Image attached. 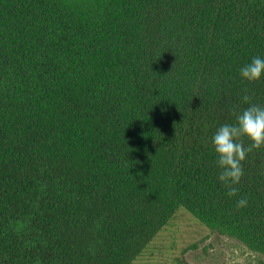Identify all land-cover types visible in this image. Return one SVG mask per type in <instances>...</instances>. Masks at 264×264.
<instances>
[{
    "label": "trees",
    "instance_id": "obj_1",
    "mask_svg": "<svg viewBox=\"0 0 264 264\" xmlns=\"http://www.w3.org/2000/svg\"><path fill=\"white\" fill-rule=\"evenodd\" d=\"M257 56L264 0H0V264H132L179 209L264 257V147L230 197L211 142Z\"/></svg>",
    "mask_w": 264,
    "mask_h": 264
},
{
    "label": "rangeland",
    "instance_id": "obj_2",
    "mask_svg": "<svg viewBox=\"0 0 264 264\" xmlns=\"http://www.w3.org/2000/svg\"><path fill=\"white\" fill-rule=\"evenodd\" d=\"M132 264H264V257L179 209Z\"/></svg>",
    "mask_w": 264,
    "mask_h": 264
},
{
    "label": "clouds",
    "instance_id": "obj_3",
    "mask_svg": "<svg viewBox=\"0 0 264 264\" xmlns=\"http://www.w3.org/2000/svg\"><path fill=\"white\" fill-rule=\"evenodd\" d=\"M239 74L249 83L259 81L264 76V58L254 57L240 68ZM250 99L249 89L245 87L241 101L249 106L239 112L234 109L235 122L223 124L211 138L219 169L217 178L227 188L230 197L239 193L237 185L244 175L242 162L254 149L264 147V106L251 104ZM245 138L250 141L247 146ZM247 204V198L241 197L236 208H244Z\"/></svg>",
    "mask_w": 264,
    "mask_h": 264
}]
</instances>
